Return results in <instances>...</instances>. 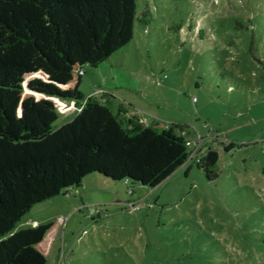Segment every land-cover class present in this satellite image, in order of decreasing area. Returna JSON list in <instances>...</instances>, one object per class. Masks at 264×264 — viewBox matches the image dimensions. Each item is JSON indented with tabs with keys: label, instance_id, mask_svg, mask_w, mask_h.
Returning <instances> with one entry per match:
<instances>
[{
	"label": "rangeland",
	"instance_id": "1",
	"mask_svg": "<svg viewBox=\"0 0 264 264\" xmlns=\"http://www.w3.org/2000/svg\"><path fill=\"white\" fill-rule=\"evenodd\" d=\"M137 6L149 25L136 21L133 40L87 66L79 89L119 96L158 129L184 125L192 148L219 152V176L191 161L132 193L94 173L21 226L53 222L40 244L47 264H264V0Z\"/></svg>",
	"mask_w": 264,
	"mask_h": 264
},
{
	"label": "trees",
	"instance_id": "2",
	"mask_svg": "<svg viewBox=\"0 0 264 264\" xmlns=\"http://www.w3.org/2000/svg\"><path fill=\"white\" fill-rule=\"evenodd\" d=\"M136 21H151L137 0H0V264H47L40 244L53 222L21 224L85 177L98 173L133 193L189 160L184 125L126 124L108 93L79 89L81 71L128 45ZM219 160L208 146L195 163L214 179Z\"/></svg>",
	"mask_w": 264,
	"mask_h": 264
},
{
	"label": "crops",
	"instance_id": "3",
	"mask_svg": "<svg viewBox=\"0 0 264 264\" xmlns=\"http://www.w3.org/2000/svg\"><path fill=\"white\" fill-rule=\"evenodd\" d=\"M88 71L89 70L85 69V73L83 75H86L87 73H90ZM108 94L110 95V98H112V100L114 102V112H115V114L124 123L128 124L132 120L136 119V120L144 123L145 125H155V124L158 125V124H160L158 118H156L154 116L152 117V122L146 123L144 120L141 119V117L138 116L137 112L134 109L131 108V105L129 103H127L125 101H122V99L119 98V96L116 97L115 94H112V93L111 94L108 93ZM188 162H191V161H187L184 165H182V167H186V172H188L189 169L191 168V165Z\"/></svg>",
	"mask_w": 264,
	"mask_h": 264
},
{
	"label": "built area",
	"instance_id": "4",
	"mask_svg": "<svg viewBox=\"0 0 264 264\" xmlns=\"http://www.w3.org/2000/svg\"><path fill=\"white\" fill-rule=\"evenodd\" d=\"M81 74H84V71H81ZM99 94H104V92L102 90H99L98 91ZM188 140V139H187ZM188 144H189V147L191 149V153H190V156H189V160L188 161H199L202 157V153H200L201 151H203V142L202 140L199 141H195L194 142V146L193 148L190 146V142L188 141ZM134 208H139V205H132Z\"/></svg>",
	"mask_w": 264,
	"mask_h": 264
}]
</instances>
